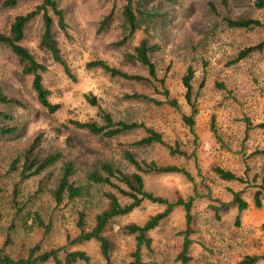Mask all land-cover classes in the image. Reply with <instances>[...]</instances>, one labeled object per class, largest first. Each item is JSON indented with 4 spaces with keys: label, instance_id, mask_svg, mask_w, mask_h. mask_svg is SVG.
<instances>
[{
    "label": "rangeland",
    "instance_id": "rangeland-1",
    "mask_svg": "<svg viewBox=\"0 0 264 264\" xmlns=\"http://www.w3.org/2000/svg\"><path fill=\"white\" fill-rule=\"evenodd\" d=\"M4 1L0 0L1 35H9L16 16L41 4V0H18L15 7L2 8ZM56 1L63 11L67 30L59 29L57 17L48 11L53 22L50 44L57 49L73 79L66 76L63 67L41 44L44 29L41 15L26 26L21 45L47 67L42 85L49 92L48 100L60 105L57 112L49 114L38 104L31 77L22 75L18 59L0 44V86L8 95L26 104L25 109L0 105L1 112L13 117L12 122L0 119V125L18 126L15 135L0 136V249L9 236L11 244L4 251L14 259L25 258L28 249L39 243L42 251L64 247L67 251L85 252L90 264H105L96 242L67 246V238H74L78 233L75 225L80 211L87 216V227H92L94 216L106 204L102 193L113 192L110 187H88V195L82 199L56 206L50 191L54 188L59 165L47 171L50 178L43 174L22 183H18L17 173H8L10 162L38 134L41 147L60 150L76 163L78 170L74 180L79 185L87 186L83 170L97 160L109 161L125 174L132 173L133 169L121 159L122 150L143 138L144 128L107 140L67 123L73 120L102 125V111L110 114L114 122L142 124L160 133L166 144H178L188 157L171 156L159 145L129 149L138 160L183 167L193 177L190 183L179 175L147 174L143 176L146 191L169 202L196 194L191 210L189 261L177 260L183 243L181 233L186 227L184 211L177 207L147 233L151 249H141L142 263L237 264L247 255H263L264 49L230 64L239 51L264 41V8L255 6L258 0H134L136 8L163 15L154 20L149 29V45L152 46L149 56L157 79L164 81L169 96L179 105L178 110L166 104L164 96L145 82L111 77L102 69L85 67L86 63L99 59L127 74L147 75L145 67L126 58L144 37L141 32L122 46L116 45L123 39L120 15L125 0ZM108 15H112L111 19L98 32L101 21ZM226 17L257 20L261 26L249 30L229 29L224 23ZM189 66L194 70L191 86L197 108L193 132L181 121L182 115L190 114L182 85ZM153 85L162 91L159 83ZM133 95L148 99L130 98ZM86 96L94 97L96 105L87 102ZM211 123L215 132L211 130ZM215 166L233 172L244 183L219 180L212 172ZM14 185H18L20 192L18 201L28 203L25 213H38L50 223L46 236L43 237L41 230L25 229L21 220L13 218ZM39 186L42 192L32 199ZM260 189L262 206L256 209L253 195ZM230 191L240 192L248 204L238 223V211L236 205L231 204ZM163 210L161 205L144 201L128 215L112 222L105 231L112 242L111 264L133 261L134 236L125 234L122 227L132 223L141 226ZM12 223L15 227L10 230ZM256 264H264V260Z\"/></svg>",
    "mask_w": 264,
    "mask_h": 264
},
{
    "label": "trees",
    "instance_id": "trees-1",
    "mask_svg": "<svg viewBox=\"0 0 264 264\" xmlns=\"http://www.w3.org/2000/svg\"><path fill=\"white\" fill-rule=\"evenodd\" d=\"M174 1V0H173ZM18 0H5L2 8L15 7ZM257 8H264V1L258 0L255 3ZM51 11L57 17V24L59 29L66 32L67 25L65 23L63 11L58 7L56 0H41V4L37 5L32 11L16 16L10 26L9 35L0 34V44L6 46L11 53L18 59L21 66V73L24 76L31 77V88L36 95L38 104L46 110L49 114H53L60 109L59 104H52L48 100L49 92L44 89L42 85V75L47 71V67L37 62L34 57L21 45L24 39L26 26L41 15L43 21V34L41 44L45 45L47 50L51 52L53 60L63 67L64 73L70 79H73L67 65L58 56L57 49L50 44L52 41V19L48 14ZM112 15H108L101 21L98 32L102 31L111 19ZM121 30L123 39L118 42L117 46H122L129 39H131L137 32H141L144 37L132 49V53L126 54V58L134 63H137L146 68L147 75H130L120 71L117 68L109 66L103 60H93L86 63L87 69L99 68L102 69L111 77H118L128 81L145 82L155 88L165 98V103L171 108L178 110L179 105L175 99L169 96L168 90L164 86L163 80H158L156 77V68L152 63L149 53L152 51V46L149 45V29L156 19L163 18V15L156 12L145 11L141 8H136L134 0H125V4L121 9ZM224 23L229 29L249 30L255 27H260L261 23L257 20L248 18H224ZM264 49V41L247 47L237 53L230 64H236L241 60L247 58L250 54L261 52ZM194 77V70L192 67H187L185 74L182 77V85L184 87V100L189 106L190 114L182 115V123L193 132L194 118L197 115L196 103L193 99L191 82ZM154 82L159 83L161 92L153 85ZM87 102L91 105H96V99L92 96L85 97ZM133 99H148L145 96L133 95ZM155 102V101H154ZM156 103V102H155ZM0 105H12L17 108H26V104L20 100L8 95L0 86ZM0 119L7 122H12L13 117L5 112L0 111ZM100 119L102 125L96 122H78L70 120L67 123L73 128L85 131L93 137L100 139H112L116 136L129 132L135 129L144 128L146 135L135 141L125 149L122 150L121 159L129 167L133 169L130 174L123 173L113 163L105 160H97L89 164L84 169V177L87 183L79 185L74 177L77 173L76 163L69 158H66L60 150L45 149L41 147V135H37L9 164L8 173H17L19 182L22 183L31 178L44 176L50 178V173H47L51 168H57V177L55 179L54 188L50 191L51 198L56 206L66 202H73L82 199L88 195V187L93 186H108L113 192L102 193V198L105 201V207L94 216L93 225L91 228L87 227V216L84 211L77 214L76 228L77 235L74 238H67V246L80 245L90 241L98 244L99 253L105 264H111L110 253L112 250V242L105 235L106 229L117 218L123 217L138 208L142 202L158 204L164 207V210L148 218L143 225L126 224L122 227V231L127 235L134 236L135 247L131 254L133 259L131 264H144L141 262V249L145 248L150 251L151 240L147 233L155 229L159 223L169 216L174 208L181 207L184 211L185 230L181 233L183 235V243L181 253L178 255L177 260L186 263L189 261L187 256L189 248L192 244L190 235L192 234V204L194 201L195 188H193L194 196L187 199L178 198L175 201L169 202L161 197L155 196L153 193L148 192L144 188L143 176L147 174H166V175H179L184 177L190 183H193V177L183 167L175 165L159 166L155 162H146L138 160L136 156L130 152V148H137L143 146L159 145L164 147L171 156H182L188 158L187 155L179 149L178 144L174 146L168 145L164 142L162 135L152 129L145 128L142 124L114 122L110 114L100 112ZM264 127V125H261ZM211 130L214 131L213 123H211ZM18 132L17 125L4 126L0 125V136L10 137ZM264 153V152H263ZM213 174L221 181L225 182H239L244 183L241 177L236 176L229 170H224L218 166L212 168ZM42 186L31 197L35 198L42 192ZM1 192V189H0ZM232 200L231 204L236 205L238 215L236 221L238 223L240 214L247 209V202L241 197L240 192L230 191ZM262 190L256 191L253 195V205L256 209L262 206L261 195ZM20 195L18 185H14L12 189L11 204L14 210L13 218L21 220L23 227L27 230L33 228L41 230L43 237L46 236L50 229V223H46L38 213L28 215L25 213L28 203H20L18 197ZM31 201V199H29ZM29 201V202H30ZM1 217V215H0ZM30 222V223H28ZM15 225L12 223L10 230H13ZM264 228V226H263ZM11 244L10 237L7 236L3 248L0 249V264H46L52 262L53 264H90V258L83 251H67L65 248L51 249L49 251H42L40 244H36L28 249L25 258L14 259L4 250ZM63 253V257L60 254ZM264 260L263 255H247L237 264H256L258 261Z\"/></svg>",
    "mask_w": 264,
    "mask_h": 264
}]
</instances>
